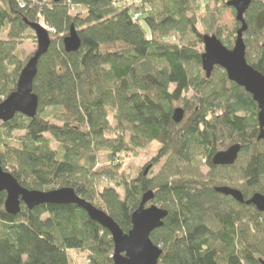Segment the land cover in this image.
Here are the masks:
<instances>
[{"label":"trees","instance_id":"trees-1","mask_svg":"<svg viewBox=\"0 0 264 264\" xmlns=\"http://www.w3.org/2000/svg\"><path fill=\"white\" fill-rule=\"evenodd\" d=\"M206 1L0 0V104L31 57L18 51L29 25L42 21L53 31L33 85L38 114L0 123V162L29 191L73 189L124 233L153 192L151 203L168 211L151 234L163 251L159 264H260L264 214L216 192L233 188L245 201L264 195L258 105L223 69L206 77L204 36L233 50L240 29L221 26L232 0ZM251 1L246 59L264 75V0ZM75 7L84 14L73 15ZM71 27L82 44L69 54ZM176 109L185 111L180 124ZM154 143L159 149L147 167L157 168L156 176H145L147 167L136 178L127 174L123 156ZM233 145L242 147L237 162L214 166L213 156ZM101 154L108 160L99 166ZM6 198L0 193V264H71L74 251L87 264H113L111 234L78 207L22 205L12 216Z\"/></svg>","mask_w":264,"mask_h":264},{"label":"water","instance_id":"water-1","mask_svg":"<svg viewBox=\"0 0 264 264\" xmlns=\"http://www.w3.org/2000/svg\"><path fill=\"white\" fill-rule=\"evenodd\" d=\"M251 0H232L227 6L236 13V20L241 27L237 31L233 50L227 49L216 36H204L205 52L202 56V68L209 79L215 68L223 69L228 80L249 93L258 105V123L260 127L259 140L264 139V75L252 66L246 59L244 35L247 31L246 13L251 6ZM37 41V50L28 60L21 72L17 89L0 104V123L12 121L17 115L33 119L38 114L39 99L33 93V85L38 72V64L51 46L49 32L40 24H30ZM81 39L77 30L71 27L69 35L64 39L65 51L76 53L81 48ZM185 118L183 109H176L173 115L175 123L180 124ZM242 147L233 145L225 151L216 153L212 164L218 166H233L239 157ZM152 165L145 169L147 176ZM217 193L233 198L240 204L253 206L264 214V195L255 194L245 201L241 191L220 187ZM0 193H6L5 210L9 215L16 216L24 205L29 210L44 205H74L84 211L91 221L106 229L114 244L113 264H159L163 251L154 245L151 234L164 226L168 211L156 205L148 204L154 200V193L144 194L139 208L132 215V229L124 233L120 226L104 211L92 203L79 197L73 189L63 188L50 192L29 191L23 188L8 172L4 171L0 162ZM264 264V259L259 260Z\"/></svg>","mask_w":264,"mask_h":264},{"label":"rangeland","instance_id":"rangeland-1","mask_svg":"<svg viewBox=\"0 0 264 264\" xmlns=\"http://www.w3.org/2000/svg\"><path fill=\"white\" fill-rule=\"evenodd\" d=\"M139 1L140 0H121V2L117 3L116 5H119V6L120 5H130L132 3H137ZM199 1L201 2L202 6H204L205 3L207 2L206 0H205V2H204V0L203 1L199 0ZM73 11H74L73 15H77V14H81V13L84 14L85 9L82 7L81 8L75 7V10H73ZM40 23L43 24L42 21ZM221 26L227 27L230 31H233L236 28H238V29L240 28L239 27L240 25L237 24L236 16L233 14L232 9L225 10V12L223 14ZM48 30H49V28H48ZM48 32L52 33L53 31H51V29H50ZM147 33L149 35L148 30H147ZM26 35H27V37H29V39L23 40L18 46V51H19L22 59H26L30 56H33V54L37 50V41H36V38H33V36H35L34 32L32 30H29L26 32ZM4 100H6V99H4ZM15 136L19 137V136H21V133H14L13 137H15ZM47 137L49 138V136H47ZM12 145L13 146L17 145L15 140L13 141ZM53 148H57L56 144H53ZM158 149H159V145L157 143H154L150 147H148L147 149L138 151V154L136 156H134V155L123 156V158H122V163L124 165L123 169L131 177L136 178L137 175L140 173V171H142L144 168L147 167V165L150 164L153 157L156 155ZM107 160L108 159L103 154H101L100 158H99V166H102V164H105L107 162ZM157 171H158L157 168L152 167L150 169L149 176L151 178L155 177L156 174L158 173ZM201 172L204 175H206L207 169L205 167H202ZM151 202L148 204V207L153 205V203H151ZM155 205L160 207V205H157V204H155ZM69 256L71 259V264H87V260H86L87 256L85 254H81V253L74 251V252H70Z\"/></svg>","mask_w":264,"mask_h":264},{"label":"built area","instance_id":"built-area-1","mask_svg":"<svg viewBox=\"0 0 264 264\" xmlns=\"http://www.w3.org/2000/svg\"><path fill=\"white\" fill-rule=\"evenodd\" d=\"M141 16L140 15H135V17H134V20L136 21V20H139V18H140ZM44 29H46V30H48V28L47 27H45V25H44V23L43 24H41V23H39ZM50 30V29H49ZM48 30V31H49ZM52 31V30H51Z\"/></svg>","mask_w":264,"mask_h":264},{"label":"clouds","instance_id":"clouds-1","mask_svg":"<svg viewBox=\"0 0 264 264\" xmlns=\"http://www.w3.org/2000/svg\"><path fill=\"white\" fill-rule=\"evenodd\" d=\"M50 33V32H49Z\"/></svg>","mask_w":264,"mask_h":264}]
</instances>
